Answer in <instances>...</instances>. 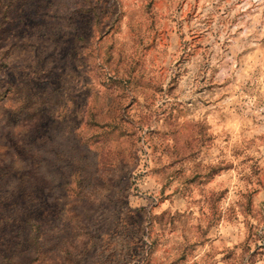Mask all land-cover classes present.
Here are the masks:
<instances>
[{"label":"clouds","instance_id":"clouds-1","mask_svg":"<svg viewBox=\"0 0 264 264\" xmlns=\"http://www.w3.org/2000/svg\"><path fill=\"white\" fill-rule=\"evenodd\" d=\"M148 4L0 35V264H264V0Z\"/></svg>","mask_w":264,"mask_h":264},{"label":"rangeland","instance_id":"rangeland-1","mask_svg":"<svg viewBox=\"0 0 264 264\" xmlns=\"http://www.w3.org/2000/svg\"><path fill=\"white\" fill-rule=\"evenodd\" d=\"M171 0H149L148 7L151 8L153 4L159 3L162 5L161 11L158 13L160 20L158 21L156 16L151 17L150 27L155 28V25L158 22H162L166 17V6L170 3ZM52 3V0H0V35L3 37L8 36H20L25 33L31 34V30L36 26L37 23H43V16L48 14L49 5ZM205 6H203L200 11L203 12L205 17H213L215 15V0H204ZM157 35L159 32L156 33ZM223 39V37H221ZM71 42H68V47L62 49L61 59H64L71 50ZM223 47V44H221ZM74 55V54H73ZM67 62V61H66ZM9 80L13 83L15 78L12 77L11 72H9ZM46 84H37L36 88L38 92H42L46 87ZM2 87V84H0ZM43 133V129H38L37 134L40 135ZM46 186V185H44ZM44 186L37 185L34 190L35 196L39 199V205L36 206V215L39 218L40 211L42 207L44 209H50V214L54 211L55 206H49L47 203L48 196L52 195L51 192L45 193ZM227 192L225 188L221 192V196ZM171 222V220H170ZM21 227V226H15ZM4 231L11 232L12 227L6 226L3 231H0V236L3 235ZM5 243H9L10 239L5 238ZM194 247V246H190ZM188 251V249H186ZM256 253L253 252V255Z\"/></svg>","mask_w":264,"mask_h":264}]
</instances>
